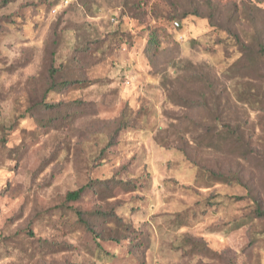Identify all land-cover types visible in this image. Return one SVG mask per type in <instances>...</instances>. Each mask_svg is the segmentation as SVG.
I'll return each instance as SVG.
<instances>
[{
  "label": "rangeland",
  "instance_id": "1",
  "mask_svg": "<svg viewBox=\"0 0 264 264\" xmlns=\"http://www.w3.org/2000/svg\"><path fill=\"white\" fill-rule=\"evenodd\" d=\"M259 43L264 0H0V264H264ZM230 79L247 81L229 114L254 150L185 158L175 133H201L202 113L163 83L188 97Z\"/></svg>",
  "mask_w": 264,
  "mask_h": 264
},
{
  "label": "trees",
  "instance_id": "2",
  "mask_svg": "<svg viewBox=\"0 0 264 264\" xmlns=\"http://www.w3.org/2000/svg\"><path fill=\"white\" fill-rule=\"evenodd\" d=\"M158 44L159 40L157 35L154 33V30H149V46L152 47L157 45L158 47ZM240 61L242 60L238 59V62ZM258 62L264 64V43H259L253 50V54L249 55L248 67L246 70L248 71L253 69ZM229 73L230 70H226L224 75H228ZM50 78V83L47 87L48 93L54 92L59 88L57 87L58 85L54 83L52 75ZM245 78L247 79V77ZM202 83L205 85V91L197 94V92L194 91L195 89H189L187 93L188 97L183 96V93L179 89V86H185V84H181V81H165V83H163V89L166 93L167 100L172 105L189 112L198 111L202 113L201 118H188V128L199 124L201 127V133H197L194 136L192 133H188L190 134L188 139L181 137L180 131L175 133L178 134L177 150L181 152L185 158H188L190 151L199 146L207 149L213 148L215 150L227 149L231 152V154H237L239 159H244L246 154H250L254 150L253 146H251L252 138L245 137L241 126L238 125V121L230 116L229 111L231 106H233V104H231V99L235 103L239 104L240 101H242L243 96L246 95L247 91L241 87L244 84L247 85V81H241L239 79L236 81V79H230V81H216L215 83L213 82L210 84L208 81H202ZM61 84L63 85V83ZM44 108L52 111L54 106L44 105ZM125 122L126 120L123 121V123L121 121L120 124L124 125ZM198 167L211 176L222 179L232 178L237 184L241 186L243 185V179L241 175L237 173H222L197 165V168ZM116 183L126 185L125 182ZM88 187L92 188L93 186L89 183L75 190L69 191L66 194L65 202L69 204L78 202ZM253 206L255 215L261 214V216H264V211H262L260 201L254 199ZM71 211L76 215L77 221L80 222L84 228H89L87 220L82 217L80 211L73 208Z\"/></svg>",
  "mask_w": 264,
  "mask_h": 264
}]
</instances>
